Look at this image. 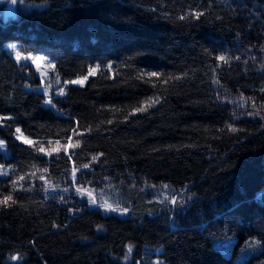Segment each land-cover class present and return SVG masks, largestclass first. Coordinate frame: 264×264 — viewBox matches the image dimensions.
I'll return each mask as SVG.
<instances>
[{"label": "trees", "instance_id": "1", "mask_svg": "<svg viewBox=\"0 0 264 264\" xmlns=\"http://www.w3.org/2000/svg\"><path fill=\"white\" fill-rule=\"evenodd\" d=\"M8 41L62 84L100 69L49 105ZM0 138V264H240L225 237L264 260V0H23L0 17Z\"/></svg>", "mask_w": 264, "mask_h": 264}, {"label": "rangeland", "instance_id": "2", "mask_svg": "<svg viewBox=\"0 0 264 264\" xmlns=\"http://www.w3.org/2000/svg\"><path fill=\"white\" fill-rule=\"evenodd\" d=\"M20 6L23 8V0H16V3H12V0H0L1 19L4 21L10 18H16L18 16V8ZM5 45L18 62L30 64L33 67L41 81V86L37 89L42 91L47 101L50 100V96H52V94L61 95L60 93L64 91L65 86H83L88 78L96 75L100 69L99 65H93L89 68L85 75L70 81H65L62 84V81L55 73L54 61L49 55L43 53L23 52L20 50L19 44L15 41H8L5 43ZM11 45H16V47L12 48ZM17 53H19V59H17ZM37 57H41L42 59L37 60ZM74 81L75 83H73ZM15 136L17 139L20 137L18 140L21 142L28 140L21 130L19 133L15 130ZM0 142H2L0 151L7 152L4 140L0 138ZM44 152L48 153V151ZM11 170V167L0 166V176H8ZM3 173L7 174L4 175ZM79 193L90 198L91 206L99 207L105 213H112L121 217L128 216L127 210L116 202L115 196L113 194H102L97 196L92 190L89 189H81ZM151 193L152 197L150 199L160 203H172L173 201H176L177 198H179L176 193L171 191L170 186L166 184L157 189L151 188ZM103 205H109L111 207L108 208L104 207ZM111 209L116 210L112 211ZM235 241L236 240L234 237H225L220 239L215 246L219 248L226 256L235 253L234 258L240 264H264V260L256 259L254 256H252L253 254L257 253L256 249H252V244H254L253 241H251V243L238 246L236 249L234 247ZM160 251L161 249L159 248L155 251V253L158 254ZM149 261L152 264H165L159 257H153Z\"/></svg>", "mask_w": 264, "mask_h": 264}, {"label": "snow or ice", "instance_id": "3", "mask_svg": "<svg viewBox=\"0 0 264 264\" xmlns=\"http://www.w3.org/2000/svg\"><path fill=\"white\" fill-rule=\"evenodd\" d=\"M12 3H16V0H12ZM181 19H184V17H181ZM11 47H12V48H15L16 45H11ZM19 58H20L19 53H17V59H19ZM36 59L39 60V59H42V58H41V57H37ZM220 59H221V60H224L225 62H227L225 57H220ZM152 75H156V74H155V73H152ZM73 83H75V81H74ZM60 94L62 95L63 92H61ZM46 103H48L49 105H51V104H52V101H51V100H48V101H46ZM152 103H153L152 101H149L147 106H151ZM53 106H54V105H53ZM145 110H146V108H140V109H138V111H145ZM16 131L19 133V132H20V129L17 128ZM232 131H235V129H232ZM21 135H22V134H21ZM19 138H20V137H18V139H19ZM24 143L31 144V141L25 140ZM0 146H2V142H0ZM39 150H40V151H43L42 148L39 149ZM69 158H71V157H69ZM84 167L86 168V167H88V165H85ZM3 174L6 175L7 173H3ZM74 178H75V177H74ZM21 179H23V177H21ZM10 201H12V197H11V195H9V196H5L3 200H0V204H2V205H6V206H7V205L9 204ZM12 202L14 203V201H12ZM173 203H175V201H173ZM103 206H104V207H108V208L111 207V206H109V205H103ZM111 210H112V211H115L116 209H111ZM129 250L131 251V249H129ZM13 258L16 259V257H13Z\"/></svg>", "mask_w": 264, "mask_h": 264}]
</instances>
